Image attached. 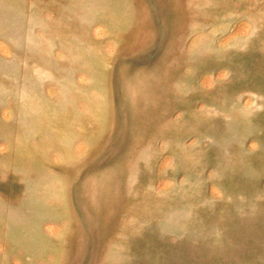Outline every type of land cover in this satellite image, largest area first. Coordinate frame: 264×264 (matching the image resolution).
<instances>
[{"label":"rangeland","instance_id":"obj_1","mask_svg":"<svg viewBox=\"0 0 264 264\" xmlns=\"http://www.w3.org/2000/svg\"><path fill=\"white\" fill-rule=\"evenodd\" d=\"M0 264H264V0H0Z\"/></svg>","mask_w":264,"mask_h":264}]
</instances>
